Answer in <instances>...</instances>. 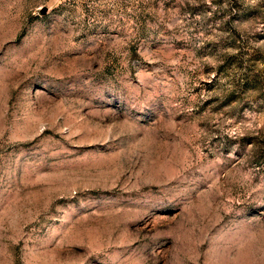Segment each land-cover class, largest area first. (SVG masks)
<instances>
[{"label":"rangeland","instance_id":"rangeland-1","mask_svg":"<svg viewBox=\"0 0 264 264\" xmlns=\"http://www.w3.org/2000/svg\"><path fill=\"white\" fill-rule=\"evenodd\" d=\"M0 264H264V0H0Z\"/></svg>","mask_w":264,"mask_h":264}]
</instances>
